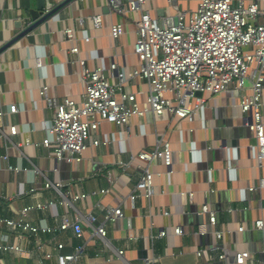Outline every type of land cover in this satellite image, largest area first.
Masks as SVG:
<instances>
[{
    "label": "crops",
    "instance_id": "crops-1",
    "mask_svg": "<svg viewBox=\"0 0 264 264\" xmlns=\"http://www.w3.org/2000/svg\"><path fill=\"white\" fill-rule=\"evenodd\" d=\"M47 1L63 6L0 55V131L10 123L18 127L16 136L0 139V212L15 219L22 207L53 202L46 210L32 211L29 221L37 228L53 230L41 237L52 247L57 242L65 244V254L84 247L79 264H146L148 258L155 264H236V252L241 251L251 253L253 264L264 263V231L255 229V221L264 220L263 192L249 190L259 184L262 172L256 163L250 119L241 113V94L235 89L202 96L205 104L192 122L170 114L155 118L150 113L140 121L133 119L129 130L105 124L97 135L102 145L89 147L79 163L58 162L43 146L23 147L28 137L42 143L52 125L54 112L40 96L44 85L50 86L51 98L59 102L82 99L78 56L70 52L74 43L64 40L67 27L77 28L79 38L91 37L89 43L78 44L90 68L109 69L117 64L129 73L140 65L134 53L135 21L113 14L106 0ZM198 3L150 0L146 8L153 19L169 24L181 12L197 10ZM36 9L37 0H0V49L33 24L30 12ZM97 15L103 24L93 31L87 19ZM81 18L85 24L79 27ZM116 23H123L126 33L113 40L110 27ZM111 78L116 81L115 76ZM125 91L143 104L149 88L145 81L129 79L120 92ZM13 105L19 112L10 115ZM162 139L173 151L172 167H151L156 174L154 194H142L131 202L141 172L133 168L124 172L119 164L132 153L152 151ZM49 182L62 188L46 189ZM75 196L80 200L74 201ZM65 200L71 205L62 204ZM205 204L216 213V229L230 230L222 240L211 232L200 233L201 226L209 225V216L201 214ZM110 208H121L124 218L106 222V237L101 239L88 219L93 216L103 222ZM65 217L80 219L84 239L76 238L72 229L57 231ZM239 225L246 227L244 233L237 232ZM176 228L182 229L181 236L174 233ZM162 231L166 237L159 236ZM28 247L24 258L0 252V264H37L32 255L35 245ZM121 251L123 257L118 255ZM222 254L224 260L219 259ZM47 264H56L55 258Z\"/></svg>",
    "mask_w": 264,
    "mask_h": 264
},
{
    "label": "built area",
    "instance_id": "built-area-1",
    "mask_svg": "<svg viewBox=\"0 0 264 264\" xmlns=\"http://www.w3.org/2000/svg\"><path fill=\"white\" fill-rule=\"evenodd\" d=\"M106 1L113 14L135 21L137 40L134 53L140 65L129 73L120 70L117 64H111L109 69L90 68L87 61L81 58L78 44L89 43L91 37L79 38L80 31L77 28L67 27L64 40L74 43L70 52L78 56L77 64L80 66L83 86L82 99L80 102L70 99L59 102L51 98L50 86L44 85L40 96L54 112L52 125L42 143L28 137L23 147L28 149L43 146L58 162L79 163L89 147L102 145L97 135L105 124L129 130L133 119L140 121L150 113L155 118L170 114L192 122L196 112L205 104V99L199 97V93L213 97L235 89L241 94V113L251 118L248 127L256 138V163L262 172L259 184L249 190H260L264 199V7L261 6V0H199L197 10L181 12L177 17L178 24L172 27L152 18L146 8L150 0ZM87 21L93 31L103 24L101 15L90 17ZM77 23L82 27L85 19L81 18ZM125 33L123 23L110 27L113 40L120 39ZM114 76L116 81L111 78ZM129 79L147 82L149 91L143 104L135 94L120 92ZM18 112L16 105L9 108L10 115ZM2 117L3 113H0V121ZM0 132V139L13 137L18 134V127L10 123ZM3 159L8 161L9 157L5 156ZM159 164L167 169L173 164V151L169 142L163 139L152 151L132 153L127 162L119 164L124 172L132 168L141 172L136 194L129 198L131 202L142 194L149 197L154 194L156 174L150 169ZM45 187L59 190L62 184L53 185L49 182ZM78 200L80 196H75L74 201ZM65 201L62 204L71 205L68 200ZM53 205V202H48L22 207L15 219L0 212V252L24 258L28 246L34 244L32 255L38 259L37 264H47L54 258L56 264H79L84 247L65 254V244L57 242L52 247L50 241H43L41 236L51 234L53 230L37 228L29 221L32 211L46 210ZM201 214L209 216L210 228L208 231V226H201L202 235L211 232L217 240L226 237L230 230L216 229V213L209 204L203 206ZM165 216L169 214L165 213ZM123 218L121 208H110L103 217V222L90 216L88 224L99 238L104 239V224L116 223ZM69 229L73 230L76 238L84 239L85 229L80 219L70 220L65 217L57 231L62 233ZM255 229L264 231V220H256ZM245 231L244 225L237 227L239 234ZM174 233L181 236L183 231L176 228ZM159 236L166 237L167 232L162 231ZM236 253V264H245L247 261L254 263L249 251ZM124 254L121 251L118 255L123 257ZM197 255L200 257L202 252H197ZM225 258L224 254L219 256L220 260ZM146 264L155 263L152 258H148Z\"/></svg>",
    "mask_w": 264,
    "mask_h": 264
},
{
    "label": "water",
    "instance_id": "water-1",
    "mask_svg": "<svg viewBox=\"0 0 264 264\" xmlns=\"http://www.w3.org/2000/svg\"><path fill=\"white\" fill-rule=\"evenodd\" d=\"M63 5L56 6L50 3L47 0H37V9L30 12L33 20V24L30 25L22 34L15 38L10 44L4 46L0 49V55L6 51L10 46L21 40L23 37L27 36L29 33L34 31L44 22H46L51 16L57 13ZM178 24V18H175L173 22L168 24L169 27L176 26ZM199 97H202V94H198ZM251 121V118H250Z\"/></svg>",
    "mask_w": 264,
    "mask_h": 264
}]
</instances>
